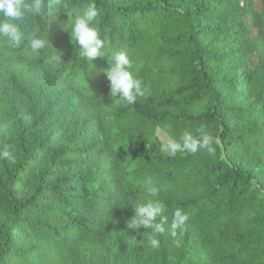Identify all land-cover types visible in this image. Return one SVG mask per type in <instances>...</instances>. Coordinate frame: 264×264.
Wrapping results in <instances>:
<instances>
[{"label":"trees","instance_id":"obj_1","mask_svg":"<svg viewBox=\"0 0 264 264\" xmlns=\"http://www.w3.org/2000/svg\"><path fill=\"white\" fill-rule=\"evenodd\" d=\"M43 2L45 17L20 24L21 47L0 36V264H264V15L254 0ZM92 3L109 43L91 62L71 24ZM33 33L46 49H31ZM117 53L142 81L131 105L110 95ZM43 71L53 80L39 87L30 77ZM59 90L75 95L60 116ZM158 128L180 144L175 156ZM186 133L210 135L215 153L190 151ZM153 199L166 206L158 248L150 229H131L134 206ZM176 208L189 219L174 237Z\"/></svg>","mask_w":264,"mask_h":264},{"label":"clouds","instance_id":"obj_2","mask_svg":"<svg viewBox=\"0 0 264 264\" xmlns=\"http://www.w3.org/2000/svg\"><path fill=\"white\" fill-rule=\"evenodd\" d=\"M51 5H46L43 0H0V36L7 39L8 43L15 48L21 47L25 41V33L21 31L20 24L29 16L45 17L47 9ZM99 12L94 3L89 4L82 14L76 15L71 24V35L80 49V56L86 61H91L96 57H103V50L108 43L99 35L94 26ZM33 51H41L47 48L48 39L39 34L33 33L27 37ZM60 59L61 57H54ZM115 63L106 70L107 79L110 86V95L117 97L118 101L127 104H134L138 96L144 95L142 81L135 77L130 69L132 62L125 53H117L114 56ZM182 143L192 152L206 149L210 154L215 153L212 147V137L203 133L199 139L191 134H185ZM180 147L179 143H169L167 145L168 155L175 156ZM152 197L158 195L156 187L148 189ZM166 206L158 199L148 200L146 203H139L134 206L131 229L141 227L151 230L148 242L153 248L159 247V234L165 231L163 222H166L164 212ZM161 217L160 222H155L157 217ZM188 214L180 208H176L172 215L171 235L176 236L177 230L183 231Z\"/></svg>","mask_w":264,"mask_h":264},{"label":"rangeland","instance_id":"obj_3","mask_svg":"<svg viewBox=\"0 0 264 264\" xmlns=\"http://www.w3.org/2000/svg\"><path fill=\"white\" fill-rule=\"evenodd\" d=\"M254 8L257 12L263 13V15H264V0H254ZM244 20H245V24L250 29H252V36L256 37L258 35V29L253 27L254 15L252 13H250L245 17ZM258 60H259V58H258L257 54L250 55L248 57L249 66L252 68L255 67L258 63ZM30 79H31V82L33 84H35L39 87H45L46 85H49L52 82L53 77H52L51 73L43 71V72H34L31 75ZM221 79L225 80V79H229V77L221 78ZM74 96H75L74 92H69V91H65V90H59L53 94V96H52L53 102H56V103L60 102V103L64 104L63 109L60 110L59 116L63 115L67 108H69V107H70V109L73 108ZM48 105H50V104H48ZM59 116L56 118V123H58ZM59 121H60V119H59ZM55 125H57V124H55ZM157 135H158L159 140L164 144L174 142L171 139V137L169 136V134L166 131L162 130L161 128H158ZM259 175H260L259 178H263L264 172L259 171ZM129 245H130L129 239L127 237L120 238L119 242H117V246L115 248V251L112 254V259L116 260L117 262L121 261L123 259L124 255L126 254V248L129 247Z\"/></svg>","mask_w":264,"mask_h":264}]
</instances>
